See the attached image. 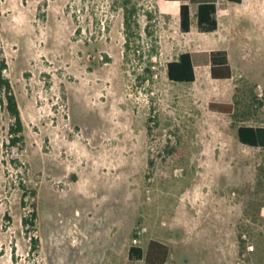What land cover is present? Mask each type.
I'll return each mask as SVG.
<instances>
[{
  "label": "rangeland",
  "instance_id": "obj_1",
  "mask_svg": "<svg viewBox=\"0 0 264 264\" xmlns=\"http://www.w3.org/2000/svg\"><path fill=\"white\" fill-rule=\"evenodd\" d=\"M134 1L153 19L141 11L125 58L112 0H0L23 123L11 148L0 105V264H146L129 249L150 240L169 247L165 264H264V149L237 137L241 124L264 126L261 43L233 58L231 79L202 69L171 82L184 40L158 0ZM21 183L37 193L34 233Z\"/></svg>",
  "mask_w": 264,
  "mask_h": 264
},
{
  "label": "trees",
  "instance_id": "obj_2",
  "mask_svg": "<svg viewBox=\"0 0 264 264\" xmlns=\"http://www.w3.org/2000/svg\"><path fill=\"white\" fill-rule=\"evenodd\" d=\"M110 8L112 10L120 9L122 11L124 35H125V49L124 57L127 58L129 51L131 50V42L135 37L140 27L139 16L141 11L150 23L153 19V12L145 9H140L138 4L134 0H112L110 3ZM155 12H158L155 11ZM214 12V6L211 4L200 5L198 10V22L201 24L203 22L209 23L211 28H215L216 24L211 19L210 14ZM180 15H181V29L183 31L189 30V9L186 4L180 5ZM145 32L150 35L148 30L149 25H146ZM208 57V58H207ZM202 61L210 64V76L214 80H225L232 78V70L229 65L227 53L225 51H213L209 56L203 55L199 58H195V55L184 52L178 55L177 58L169 61L166 64L167 77L171 82L175 83H186L190 84L195 81L194 73V62ZM209 61V62H208ZM8 65L5 57L3 56V51L0 49V105L5 108L10 115L13 122L9 128V146L11 148H19L23 143V123L21 119V114L19 106L14 94L10 80L5 76V71ZM149 67H145L144 70L148 71ZM253 98H256L254 96ZM261 104V103H260ZM212 108L221 112L228 113L230 115H235L236 108L231 104H219L212 103ZM237 137L242 144L249 145L252 147H259L264 149V126H254L241 124L237 127ZM264 174V169H261L257 182L260 184V179ZM22 188V207L26 206V198L30 197L32 199L31 211L24 215L21 219L22 226L30 228L31 232L36 231V190L27 189L26 186L21 183ZM31 249L36 250L39 245V239L36 236L30 237ZM170 249L169 247L159 241L150 240L147 249L144 251L141 247L132 246L129 249V258L144 260L146 264H165L169 257Z\"/></svg>",
  "mask_w": 264,
  "mask_h": 264
},
{
  "label": "crops",
  "instance_id": "obj_3",
  "mask_svg": "<svg viewBox=\"0 0 264 264\" xmlns=\"http://www.w3.org/2000/svg\"><path fill=\"white\" fill-rule=\"evenodd\" d=\"M181 4H186L189 9L188 31L181 29ZM203 4L214 6L210 17L216 24L215 28H211L209 23L198 22V10ZM157 7L177 25L184 40V48L179 54L189 52L199 58L206 54L209 56L213 51H225L234 76L237 69L233 58L236 55L241 58L249 56L251 42L261 43L264 52V0H158ZM202 69L210 73V64L194 62L195 78L197 73L202 74Z\"/></svg>",
  "mask_w": 264,
  "mask_h": 264
}]
</instances>
